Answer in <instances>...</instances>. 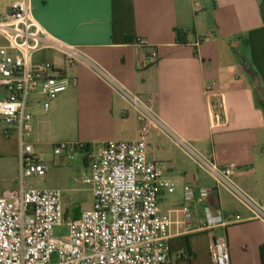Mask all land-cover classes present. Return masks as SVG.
<instances>
[{
	"label": "crops",
	"instance_id": "1",
	"mask_svg": "<svg viewBox=\"0 0 264 264\" xmlns=\"http://www.w3.org/2000/svg\"><path fill=\"white\" fill-rule=\"evenodd\" d=\"M15 1L0 0V16ZM30 2L35 20L49 34L82 48L141 99L151 101L171 128L213 155L220 166H236L240 187L264 203V0ZM139 39L157 50L155 64L145 62L151 51L138 47ZM6 45L0 35V47ZM51 53L57 52H38L33 62L50 61L64 69L65 58ZM68 79V89L50 100L47 112L41 99L33 97L32 136L37 142L40 126L50 124L51 116L77 132L73 144L88 148L138 138L139 115L87 67L75 65ZM7 96L0 86V101ZM0 128L6 130L1 122ZM13 133L19 143L18 133ZM19 154L20 145L11 163L0 169V198L20 187ZM147 155L176 186L174 193L161 195L158 206L159 215L171 223L172 264H212L211 244L219 237L228 240L231 264H261L263 223L250 219L244 206L155 129L147 138ZM86 159L85 154L83 175L90 173ZM187 185L192 186V196L184 191ZM199 187L209 189L207 198L201 197ZM64 204L63 197L65 223L81 215ZM184 206L193 213L195 229L204 225L207 207L222 211L224 225L188 233ZM237 214L239 222L233 217Z\"/></svg>",
	"mask_w": 264,
	"mask_h": 264
},
{
	"label": "built area",
	"instance_id": "2",
	"mask_svg": "<svg viewBox=\"0 0 264 264\" xmlns=\"http://www.w3.org/2000/svg\"><path fill=\"white\" fill-rule=\"evenodd\" d=\"M10 8L0 16V35L7 41L6 46L0 47V86L8 92L0 101V122L8 133H18L20 187L0 198V264H172L171 223L159 215L158 206L161 195L174 193L176 186L162 177L156 163L148 160L147 138L152 129L172 140L217 188L244 206L251 213L250 219L264 224V203L240 187L236 166H220L213 155L201 152L171 128L151 101L141 99L82 48L49 34L35 20L30 0L15 1ZM136 45L150 49L147 64L158 61L157 50L146 40L139 39ZM41 51L61 54L65 68L58 69L50 61L35 64L33 57ZM78 64L87 67L122 98L139 115L142 125L134 141L111 140L99 149L82 143L56 145L58 155L62 151L85 152L90 168V173L78 181L90 188L92 205L65 223L63 191L34 188L29 182L31 177L43 179L48 167L27 139L34 128L33 97L41 99L47 112L50 100L68 89V72ZM199 190L203 199L209 196L208 188ZM184 191L187 196L193 195L191 185L185 186ZM183 212L188 233L224 225L221 210L205 208L204 225L199 229L193 226L191 209L184 206ZM233 217L237 222L242 220L239 214ZM63 227L68 228L67 235L58 236L56 229ZM211 259L212 264H231L225 237L213 240Z\"/></svg>",
	"mask_w": 264,
	"mask_h": 264
},
{
	"label": "rangeland",
	"instance_id": "3",
	"mask_svg": "<svg viewBox=\"0 0 264 264\" xmlns=\"http://www.w3.org/2000/svg\"><path fill=\"white\" fill-rule=\"evenodd\" d=\"M51 54L58 59L62 56L59 53ZM53 107L51 110H53ZM40 131V141L37 142L34 135H31L27 142L33 144L34 153L42 158L49 170L47 176L43 179L31 177L29 179L30 184L38 189L60 188L64 194L65 209L69 208L73 214L89 209L92 204L91 190L78 181L83 176V161L86 153H68L70 159L65 151H62L60 155L55 154L56 144H73L72 142L77 140L75 139L77 132L71 130L69 126L63 125L58 117L54 118L52 116L50 124L41 125ZM14 135L13 132L8 133L0 128V169L9 165L12 156L19 150V143ZM76 166H79V168L77 169ZM67 229L66 227L58 228L56 234L65 236L68 233ZM56 260L57 257L54 256L53 261L56 262Z\"/></svg>",
	"mask_w": 264,
	"mask_h": 264
},
{
	"label": "trees",
	"instance_id": "4",
	"mask_svg": "<svg viewBox=\"0 0 264 264\" xmlns=\"http://www.w3.org/2000/svg\"><path fill=\"white\" fill-rule=\"evenodd\" d=\"M260 259H261V264H264V244L261 245L260 247Z\"/></svg>",
	"mask_w": 264,
	"mask_h": 264
}]
</instances>
